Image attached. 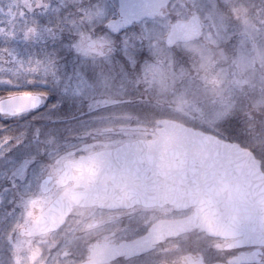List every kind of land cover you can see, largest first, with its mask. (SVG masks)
I'll list each match as a JSON object with an SVG mask.
<instances>
[{
	"label": "rangeland",
	"instance_id": "obj_1",
	"mask_svg": "<svg viewBox=\"0 0 264 264\" xmlns=\"http://www.w3.org/2000/svg\"><path fill=\"white\" fill-rule=\"evenodd\" d=\"M57 2L63 9L71 6L77 9L72 22L65 23L66 35H70L74 52L91 59L90 53L80 46L78 37L85 33L86 27L94 30L102 26L106 14L104 5L111 0H49V7L39 13L44 23L35 22L34 37H43L55 30L52 19L60 11ZM22 8L23 0H0V17L10 20L7 30L19 26L13 21L18 18L16 13L21 19L26 17V11L21 15ZM84 11L88 13L87 25L82 24L79 15ZM192 13L201 20V37L192 43L167 48L163 39L168 25L176 19L185 20ZM48 17L52 19L46 25ZM25 22L29 23L22 25L26 31L32 22L31 19ZM136 43L143 45L147 56L135 66L126 51L128 45L122 44V54L129 60L128 73L119 78L114 72L98 73L97 81L85 88L86 82H78L80 100L76 111L66 118V128L61 126L54 132V155L48 165H40L34 174L38 187L29 189L30 192L25 187L18 191L13 180L8 183L6 203L0 212L3 222L0 237L4 238L0 240V264H24L31 258V242L20 239L18 230L29 224L57 194L40 191L39 184L45 174L57 175L64 161L79 155L123 141L152 138L150 130L162 119L185 121L219 137L226 134L224 129L235 126L236 133L231 138L244 142L236 141L255 153L264 169V0H171L153 20L146 21ZM113 51L110 47L107 55ZM133 102L139 107H152L153 111L141 112L137 107L140 112L135 115L132 111L119 110L118 104L134 107ZM84 103L89 105L85 113L79 111ZM111 106L114 107L109 114L106 110ZM100 108L103 109L100 111ZM94 110L97 115H91ZM120 125H139L145 129L120 130ZM109 127L113 131L103 130ZM64 142L73 148L65 147ZM50 238H65L66 243V223L58 232L37 240L39 264L65 259L57 251L60 245L55 250H46ZM64 242H60L63 247ZM66 264L73 262L67 260Z\"/></svg>",
	"mask_w": 264,
	"mask_h": 264
},
{
	"label": "water",
	"instance_id": "obj_2",
	"mask_svg": "<svg viewBox=\"0 0 264 264\" xmlns=\"http://www.w3.org/2000/svg\"><path fill=\"white\" fill-rule=\"evenodd\" d=\"M169 2L118 0V5L125 19L144 16L151 20ZM142 6H147L144 12ZM200 35V19L193 14L169 26L164 44L173 47L194 41ZM150 132L154 133L151 139L126 141L64 161L52 184L64 189L20 234L35 237L57 230L73 207L125 209L134 205H171L179 210L194 207V213L179 221L160 222L149 234L130 242L116 246L106 242L95 244L90 260L81 264H105L121 256L131 258L164 238L192 229L212 237H238L243 246L264 247V173L254 154L237 143L174 120L162 119ZM49 180L50 177L42 180V193L50 190ZM186 264L201 263L190 258Z\"/></svg>",
	"mask_w": 264,
	"mask_h": 264
},
{
	"label": "snow or ice",
	"instance_id": "obj_3",
	"mask_svg": "<svg viewBox=\"0 0 264 264\" xmlns=\"http://www.w3.org/2000/svg\"><path fill=\"white\" fill-rule=\"evenodd\" d=\"M48 7V0H23L21 15L26 11L32 22L24 33L25 39L37 34L34 14ZM146 7L142 6L141 10L144 12ZM104 8L106 14L102 26L94 30L86 27V34L81 33L78 37L80 46L90 53L91 59L80 56L71 48L61 51L62 60H58L56 54L21 59L9 51V62L15 65L17 74L15 79L11 75L0 77V147L14 145L8 152L13 161H19L34 151L37 137L56 132V126L63 124L76 111L80 100L78 82H86L85 88L97 81L98 73L114 72L119 78L129 72V60L122 54V44L128 45L126 51L135 61V66L146 58L143 45L136 43V37L145 30L144 16L132 20L121 17L115 0L105 3ZM79 15L82 24L87 25V11ZM125 24L127 26L122 27ZM110 47L114 51L107 55ZM12 121H26L16 135L9 132ZM224 132L235 135V126L224 129ZM18 141L19 146L15 147ZM226 264H264V249L239 252L229 256Z\"/></svg>",
	"mask_w": 264,
	"mask_h": 264
},
{
	"label": "flooded vegetation",
	"instance_id": "obj_4",
	"mask_svg": "<svg viewBox=\"0 0 264 264\" xmlns=\"http://www.w3.org/2000/svg\"><path fill=\"white\" fill-rule=\"evenodd\" d=\"M88 107V103H84L79 111L85 113ZM95 112L94 110L92 113ZM25 123L26 121H12L9 124V132L16 135L19 128ZM61 126L66 128V119L63 124L56 127ZM54 143V133L46 137H37L34 140L35 150L25 155L27 158H25L24 167V157L19 161H13L8 155L14 145L0 147V212L6 203V188L12 180L18 191L25 187L30 192V190L33 191L38 187V179L34 174L40 165H48L49 160L54 155ZM66 145L68 148H73L70 143L64 142L65 147ZM18 146L19 141L15 147ZM45 148H47L46 152L44 151ZM45 177H50L47 183V186H51L49 192L54 191L58 194L62 188L52 185L57 175L53 176L48 172L43 179ZM192 213V208L175 210L169 205L162 207L135 205L126 209L111 210L98 207H74L66 219V243L64 242L65 238H50L51 241L46 243L49 245L46 249L48 251L55 250V247L60 245L61 248H58L57 251L65 255V259L57 258L47 264H66V260L72 261L73 264L85 262L90 259V253L95 244L106 242L107 245H117L122 242L133 241L149 234L152 227L160 222L178 221ZM1 222L0 226L3 223ZM24 227L18 230L19 238L25 242H31V258L24 264H39L37 240L40 237L31 238L20 235V230ZM0 240H4V238L0 237ZM237 240V238L211 237L198 229H193L162 239L153 244L152 248L145 253L128 259L119 257L107 264H186L190 258L193 261H200L201 264H226L229 256L255 250L253 247L246 246L237 248L236 246L240 245ZM60 242H64V247ZM233 248L235 251H226Z\"/></svg>",
	"mask_w": 264,
	"mask_h": 264
},
{
	"label": "trees",
	"instance_id": "obj_5",
	"mask_svg": "<svg viewBox=\"0 0 264 264\" xmlns=\"http://www.w3.org/2000/svg\"><path fill=\"white\" fill-rule=\"evenodd\" d=\"M11 2H12V0H11ZM58 3L59 2H57V5H58L57 7L60 6L59 7V10H60L59 14H55L53 19L48 17L47 21H45L46 25H47V23L52 19V23L54 25L53 27L55 30L52 32V34L49 33L50 35L48 34V35L43 36V37L42 36H39V37L32 36L28 39L24 38L25 29L22 25H29V23L25 22V21H28V22L30 21V17H28V14H26L27 15L26 18H23L26 20H23V19H21L20 15L18 13H16L15 17H18V18L16 20H13V21H17L16 23L19 26L13 27V29L11 31L7 30V28H6L8 26L7 21H10V20L3 18V17H0V77H7V76L11 75L15 79V76L17 74V69H16L15 65H13L9 62V60H10L9 51H11L13 53V55H15L16 57L21 58V59H27L29 57L35 59L38 57L47 56L49 54H56V58L58 60H62V56L60 55L62 50L66 51L69 48H71L74 51L72 44L70 43V39H71L70 35L69 34L66 35L68 28L65 27V23H66V21H69V20H71V22H72L73 18L76 15L75 11H77V9H75L74 6H71V7H69V9L66 10V8L63 9L61 7L62 5H60ZM48 4H50L49 0H48ZM39 13H40V11L35 13L34 15H37V16H34L33 19L35 20V22H38V25L39 24L42 25V23H44V21H43V18L40 17ZM67 17L70 19H68ZM134 93H136V92H134ZM132 104H134V107H131L132 105L126 104V103L125 104H118V107H119V110L121 112H124V111L128 112L129 111L130 113L133 112L135 115H137V113H139L140 111L141 112L147 111V110L153 111L152 107H150V108L149 107H147V108L139 107L135 102H133ZM137 107L141 108L142 110L137 112ZM111 109H112V107H108L106 111L109 112V114H111V112L113 110V109L112 110ZM106 114H108V113H106ZM131 115H133V114H131ZM183 122L186 123L185 121H183ZM190 126L196 128L195 125H190ZM222 135H223V137H226L229 140L237 141L240 144H244V142L242 143L241 141H238V139H236V138H231L232 135L228 136L229 134H224V133H222ZM248 148H249V146H248Z\"/></svg>",
	"mask_w": 264,
	"mask_h": 264
}]
</instances>
